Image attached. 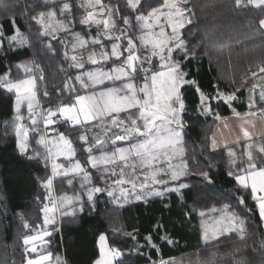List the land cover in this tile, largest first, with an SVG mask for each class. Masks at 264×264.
<instances>
[{
    "label": "trees",
    "instance_id": "trees-1",
    "mask_svg": "<svg viewBox=\"0 0 264 264\" xmlns=\"http://www.w3.org/2000/svg\"><path fill=\"white\" fill-rule=\"evenodd\" d=\"M71 2L73 13L69 17L74 14L76 23L71 32L56 33L63 42L57 43L52 34L44 35L41 25L31 19L46 10L45 4L51 6L53 0H0V33L3 34L0 37V77L8 74L13 81L26 79L29 73L25 68L31 69V75L37 77L35 131L31 129L27 101L20 108V115L24 117L21 123L29 129L26 153H21L18 147L16 93L0 87V264H27L29 259L49 253L57 264H95L101 257V234L106 236L109 249L122 253L116 264L120 261L159 264L161 259L173 260L175 264H264V225L257 202L252 199L250 189L240 188L234 177L228 175L235 170L230 164L228 149L233 148L239 156L245 143L221 150H214L211 145L222 119L235 113L241 116L249 111L260 113L264 108V101L259 98L260 87L251 94L249 91L254 82L264 86L258 78L264 74L258 72L257 78L250 75L264 65V28L259 24L264 19V7H255L247 0H242L240 6L235 0H188L192 22L186 24L183 33L190 55L183 60V71L189 83L181 89L185 104L181 115L183 147L190 172L182 177L186 187L176 191L154 185L162 195H150L141 200L133 196L119 203L105 191L96 194L92 206L87 202V187L95 185L112 190L111 180L115 177H109L103 166L93 168L88 163L87 145L80 136L90 135L91 125L73 127L66 123L58 126L54 134L64 133L71 139L76 150L73 162L80 161L91 184L83 180V174L52 177L51 159H46V149L39 143L40 136H44L42 114L59 105L74 103L75 93L65 87L72 83L69 77L80 71L70 67L72 34L86 35L89 41L98 34L96 25L89 28L78 22L85 13L81 4L86 0ZM161 2L141 0V10L146 13ZM105 3L118 6L125 15L128 13L126 0H105ZM13 16L15 25L11 23ZM116 19L118 27L123 28L119 16ZM16 28L20 33L18 40L23 38V43L10 40ZM111 43L103 40L109 51ZM88 47H94L98 53L101 50L100 45L91 42ZM87 54L84 52L85 70L107 68L112 63L92 65L87 61ZM245 80L247 85L243 83ZM231 92H235L236 100L225 102L220 96ZM250 95L255 99L252 108L249 107ZM202 96L211 114L201 111ZM41 107L43 113H40ZM92 154H98L95 148ZM61 162L69 165L66 160ZM201 171L209 172L211 183L199 175ZM50 177L52 188L47 189L44 183ZM168 187L175 188V185ZM65 194L73 197V203L58 206V211L48 213L55 223L45 224L42 209L46 205L52 207L50 200L59 205V197ZM114 195H119V189ZM234 217L244 221L243 239L238 231L226 230ZM205 229L209 237L215 233L216 238L205 242ZM45 231L50 235L35 252L23 243L25 236ZM149 236L151 242L146 239ZM169 240L172 242L168 243Z\"/></svg>",
    "mask_w": 264,
    "mask_h": 264
},
{
    "label": "snow or ice",
    "instance_id": "snow-or-ice-1",
    "mask_svg": "<svg viewBox=\"0 0 264 264\" xmlns=\"http://www.w3.org/2000/svg\"><path fill=\"white\" fill-rule=\"evenodd\" d=\"M247 3L255 7H264V0H247ZM187 4L188 0H162L158 6L151 7L145 13L141 10L143 7L141 0H126L128 9L126 15L118 6L106 4L105 0H86V3L81 4L85 13L78 21L79 24L89 28L93 24L96 25L98 34L90 41L86 35L72 34L73 54L70 57V67L80 71L69 77L72 83L65 84V87L75 93L74 103L59 105L55 110L49 109L43 124L48 128L56 123L53 118L60 116L70 121L73 127L91 125L101 129L100 133L91 138V143L87 134L80 136L83 144L87 145L88 163L93 168L103 166L109 177H115L111 180L114 186L112 190L95 185L87 187V202L92 206L95 204L96 194L105 191L119 203L133 196L141 200L150 195H162L161 191L154 189V185L176 191L186 187L182 177L189 175L190 172L183 147L184 123L181 115L185 104L181 89L189 83L186 79L187 73L183 71V60L190 55L183 29L186 24L192 22L191 10ZM235 4L240 6L242 0H235ZM45 8V11L31 16V19L41 25L44 35L52 34L57 43H63L56 33L61 30L65 33L72 31V26L76 23L74 14L69 17V14L73 13V3L71 0H53L51 6L45 4ZM117 16L123 28L118 27ZM11 23L15 25L14 16ZM259 24L264 28V19H261ZM113 32L118 34L113 36ZM2 35L0 33V37ZM18 37L20 33L16 28L10 40L23 43V38L18 40ZM105 39L112 41L110 51L103 45ZM89 42L101 46L99 53L94 47L89 49ZM48 47H52L51 42ZM84 52L88 53L87 61L92 65H102L108 61L112 63L107 68L101 66L95 71L85 70ZM64 55L67 58L68 52L65 51ZM36 67L39 68L38 65ZM25 71L29 73L26 79L13 81L8 74L0 77V87L16 93L15 123L16 134L20 137L18 147L21 153H26L28 149L29 129L21 123L24 117L20 115L21 105L25 101L31 129L35 131L37 126L34 115L37 77L31 75V69L25 68ZM258 72L264 74V65L260 66L258 71H252L251 77L257 78ZM258 78L264 82V75ZM39 79L42 80L43 76ZM243 83L247 85L248 82L245 80ZM257 87H260L259 98L264 101V86L252 83L250 94ZM81 91L84 94H80ZM220 96L225 102L237 99L235 92L221 93ZM254 106L255 99L250 95L249 107ZM201 111L208 114L212 112L203 96ZM260 112L264 113V108L260 109ZM235 115L243 119L240 113ZM244 115L253 117L256 116V112L249 111ZM249 124L250 120H244L240 128L245 141L244 151L238 156L233 148L228 149L230 164L235 169L229 171L228 175L234 177L240 188L244 190L250 188L252 199L258 203L260 215L264 217V138L257 144L245 126ZM39 143L46 149V159H51L52 177L83 174V180L91 184L90 176L80 161L73 162L76 150L71 139L64 133H58V139H46L41 135ZM212 147H216L215 140L212 141ZM94 148L98 155L92 154ZM61 156L68 161L70 167L57 162ZM199 175L211 183L208 171H201ZM68 183L71 184L72 181L69 180ZM170 185H175V188H169ZM44 186L47 189L52 188L51 177L46 180ZM81 187H85V184H81ZM116 189H119L118 196L114 195ZM50 203L52 207L46 205L42 209L45 213V224L55 223L47 214L54 213L58 206L71 205L73 197L65 194L59 197V205L54 200H50ZM200 215L203 216L204 213L201 212ZM243 225L242 219L234 217L226 230L238 231L243 239ZM25 227L28 225L25 224ZM42 235L48 236L50 233L45 231ZM211 238H216L215 233L209 237L205 229L203 239L207 242ZM39 239H42L40 234L25 236L23 243L28 245ZM146 239L151 242L150 236ZM99 246L101 259L95 264H112L113 259L122 255L115 249L106 250L104 234L99 236ZM152 247L155 248V245ZM32 251L35 252L36 249L33 248ZM50 255L49 253L40 256L39 259H29L27 264H44ZM120 264H123V261H120ZM159 264L175 262L161 259Z\"/></svg>",
    "mask_w": 264,
    "mask_h": 264
},
{
    "label": "crops",
    "instance_id": "crops-1",
    "mask_svg": "<svg viewBox=\"0 0 264 264\" xmlns=\"http://www.w3.org/2000/svg\"><path fill=\"white\" fill-rule=\"evenodd\" d=\"M241 117H243V119L238 118L236 115H234L228 118H224L219 122L211 138V145L213 140H215L216 142V147L215 148L212 147L214 150H221V149L244 144L245 141L242 136V133L240 132V128L244 123V120L251 121V124L245 126L248 127L249 131L252 133L253 140L257 144L262 142V138H264V113L261 112L256 113V116L253 117H247V116H241ZM238 138H239V143H237ZM258 212L260 214L259 206H258ZM261 218L262 221L264 222V217ZM37 241L38 240L32 241L30 243L32 244L37 243L38 245ZM44 264H54L51 259V256L49 257L48 260L44 261Z\"/></svg>",
    "mask_w": 264,
    "mask_h": 264
},
{
    "label": "rangeland",
    "instance_id": "rangeland-1",
    "mask_svg": "<svg viewBox=\"0 0 264 264\" xmlns=\"http://www.w3.org/2000/svg\"><path fill=\"white\" fill-rule=\"evenodd\" d=\"M92 71H95V70H92ZM37 100V99H36ZM36 105V101L34 102V106ZM40 113H43L42 112V109L40 108ZM44 117H46V115L44 114ZM15 125H16V123H15ZM89 130H90V135H88L89 136V138H90V142H92V140H91V138L93 137V136H95L96 134H98V133H100V131H101V129L100 128H98V127H90L89 128ZM19 139H20V137H19ZM47 139H58V135H52V136H48V138ZM99 154V153H98ZM97 154V155H98ZM75 158V156L73 157V159ZM61 160H65L64 159V157L63 156H61V157H59L58 159H57V162L58 163H61V164H64L65 165V167H70V165H68V164H66V163H64V162H61ZM73 175V174H72ZM58 176H60V175H58ZM154 189H157V190H159L157 187L156 188H154ZM57 210V209H56ZM58 211V210H57ZM263 225H264V222H263ZM41 236H42V239H39L37 242H38V245H37V243L36 244H32V243H29L28 245L30 246V249L32 250L33 248H35V249H38L41 245H43L44 244V242H46V237H48V236H43L42 235V233L40 234ZM37 246V247H36ZM107 249H109L108 248V246H107V243H106V250ZM100 259H101V257H100ZM116 260H117V257L115 258V259H113L112 260V264H116ZM54 264H57V261L54 263Z\"/></svg>",
    "mask_w": 264,
    "mask_h": 264
},
{
    "label": "built area",
    "instance_id": "built-area-1",
    "mask_svg": "<svg viewBox=\"0 0 264 264\" xmlns=\"http://www.w3.org/2000/svg\"><path fill=\"white\" fill-rule=\"evenodd\" d=\"M233 93V92H231ZM42 109V107H41ZM43 112V110H42ZM44 115L42 114V122L44 120ZM69 124L70 126L71 125V122L70 121H66L63 117H58V119L56 120V123L54 125H51L49 126L48 128H45L44 124H43V131H44V137L47 139L48 136H52L54 135L56 132H57V127L60 126V125H63V124ZM119 258V257H117Z\"/></svg>",
    "mask_w": 264,
    "mask_h": 264
}]
</instances>
